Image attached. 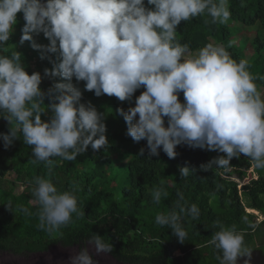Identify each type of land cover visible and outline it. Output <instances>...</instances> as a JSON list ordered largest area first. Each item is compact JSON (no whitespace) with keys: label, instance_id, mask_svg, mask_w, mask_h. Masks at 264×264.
I'll return each mask as SVG.
<instances>
[{"label":"clouds","instance_id":"9594fccd","mask_svg":"<svg viewBox=\"0 0 264 264\" xmlns=\"http://www.w3.org/2000/svg\"><path fill=\"white\" fill-rule=\"evenodd\" d=\"M147 5L145 0H0V46L10 40L17 14L22 13L20 42L29 41L41 59L55 54V59L49 57L52 67L44 69L53 80L45 92L41 74L26 71L21 53H0V116L11 125L8 133H0L4 147L20 132L24 143L32 146L35 161L48 165L53 157L73 161L89 146L106 149L102 114L91 103L81 102L75 78L97 97L106 94L122 102L144 88L135 105L120 114L127 135L136 142L146 140L150 156L162 149L172 159L177 146L186 144L224 154L201 165L205 171L213 166L228 171L231 160L240 155L264 169V97L249 62L237 61L223 45L213 43L192 54L189 45L177 39L181 21L204 13L211 23L227 24L229 0H147ZM41 33L48 44L37 42ZM48 110L51 118L42 120ZM190 170L194 169L181 167L180 175L187 177ZM32 195L39 206L38 227L47 233L68 225L73 214H83L74 191L58 190L50 178L36 177ZM167 195L162 185L152 189L157 204ZM6 205L13 211L11 202ZM18 210L30 214L28 208ZM199 214L197 204L178 201L171 211L157 213L155 223L170 228L183 244L188 233L182 217L197 219ZM218 229L208 242L217 250L218 264H238L241 257L250 264L243 230L219 222ZM89 243L97 253L112 251V244L100 235L92 234ZM71 264L94 262L82 248Z\"/></svg>","mask_w":264,"mask_h":264},{"label":"trees","instance_id":"16d2710c","mask_svg":"<svg viewBox=\"0 0 264 264\" xmlns=\"http://www.w3.org/2000/svg\"><path fill=\"white\" fill-rule=\"evenodd\" d=\"M145 5L148 6L147 0ZM229 8L231 18L227 24L211 23L207 13L181 21L177 39L187 43L190 52L213 43L223 45L237 61L246 59L251 73L259 77L256 84L263 97L264 39L256 36L250 43L251 54H247L239 41L234 42L232 26H241L243 30L264 28V0H229ZM24 23L23 14L18 13L14 32L7 44L0 46V53H21L26 71L41 74L40 87L46 92L53 80L44 75V69L52 67L49 57L55 59V54L41 59V52L34 50L29 41L21 43ZM35 38L38 43H49L42 33ZM243 43L247 47L248 42ZM73 83L82 91L81 102L91 103L102 114L109 145L100 150L89 146L73 161L53 157L52 165H48L35 161L32 146L24 143L20 132L8 148L0 139V251L15 254L45 251L56 244H84L92 234H97L112 244L108 253L129 264H218L217 250L208 243L219 230L218 222L242 229L247 248L252 247L257 236L264 239V175L257 169V177L241 186L234 178L254 166L249 157H234L228 171L215 166L205 171L201 165L224 154L181 144L176 148L175 158L170 159L162 149L158 150V156H150L146 140L136 142L127 135V125L120 114L121 109L126 111L135 105V97L144 91L143 87L130 100L122 102L114 96L97 97L93 91L84 90V81L73 78ZM179 99L183 102V93ZM50 102L46 96L45 105ZM51 116L48 110L41 118L49 120ZM12 126L18 127L15 122ZM10 128L9 122L0 116V133H8ZM184 166L194 169L187 177L180 175ZM36 177L50 178L60 191H74L83 214H73L71 222L54 233L41 230L38 202L32 195ZM18 183L23 190L17 193ZM161 185L168 195L162 196L157 204L152 199V189ZM178 201L189 206L195 203L200 209L197 219L182 217L188 233L183 244L170 228L155 223L157 213L171 211ZM9 202L13 211L6 205ZM20 207L28 208L30 214L19 211ZM254 252L264 260L260 249Z\"/></svg>","mask_w":264,"mask_h":264},{"label":"flooded vegetation","instance_id":"af4514ba","mask_svg":"<svg viewBox=\"0 0 264 264\" xmlns=\"http://www.w3.org/2000/svg\"><path fill=\"white\" fill-rule=\"evenodd\" d=\"M75 247L76 250H74ZM82 248L88 249L94 264H110L112 260H115L117 264H129L117 260L108 252L97 253L94 246L89 242L72 246L56 244L48 250L30 253L15 254L8 251H0V254L2 253V256H4L0 257V264H71V258ZM8 254L11 258L6 259V255Z\"/></svg>","mask_w":264,"mask_h":264},{"label":"rangeland","instance_id":"374dc122","mask_svg":"<svg viewBox=\"0 0 264 264\" xmlns=\"http://www.w3.org/2000/svg\"><path fill=\"white\" fill-rule=\"evenodd\" d=\"M240 29V30H239ZM242 27L238 26V25H233L232 26V34H233V40L234 42L239 43L242 45L241 47L243 48V50H245L244 48H246V52L247 54H251V42L255 39L256 36H260L262 39H264V28H260L259 26H254V27H250L247 28L245 30H241ZM21 37V36H20ZM248 42L247 43V47H245L243 42ZM192 54H197V52H191ZM264 97V94H263ZM259 173H261L262 175H264V169H259ZM258 172H257V168H255L254 166L249 169L245 174H242L239 178L238 177H234L238 182H239V186L247 183L251 178L257 177ZM23 190V186L21 184H17L16 186V192H20ZM262 217H260L261 219ZM251 250V257H250V264H264V260L261 259V256L259 254H257L256 252H254L256 249H260L263 256H264V239L262 237L257 236L255 238V241L252 245L251 248H248ZM74 250H76V247L74 248ZM0 257H4L2 256V253L0 254ZM11 258V256L8 254L6 255V259ZM17 258V257H14ZM248 259L247 257H241L238 261V264H244V260ZM14 260V259H13ZM110 264H117L115 262V260L110 261Z\"/></svg>","mask_w":264,"mask_h":264}]
</instances>
